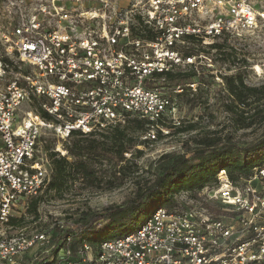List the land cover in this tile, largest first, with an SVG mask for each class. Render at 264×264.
Wrapping results in <instances>:
<instances>
[{
	"label": "built area",
	"instance_id": "1",
	"mask_svg": "<svg viewBox=\"0 0 264 264\" xmlns=\"http://www.w3.org/2000/svg\"><path fill=\"white\" fill-rule=\"evenodd\" d=\"M4 1L17 18L2 36L5 55L30 68L0 87V264H19L49 242L34 232L6 235L16 205L41 195L50 180L47 159L37 157L43 131L65 143L74 132L105 133L136 117L147 122L140 140L155 142L181 124L178 96L197 90L167 77L198 74L196 57L178 47L253 35L264 28V0H133L125 9L110 0ZM11 65L0 58V80ZM24 103L33 107L22 111ZM254 183L264 184V168L235 184L219 171L198 195L220 205L222 216L158 208L135 231L95 248L56 249L54 264H254L264 258V193Z\"/></svg>",
	"mask_w": 264,
	"mask_h": 264
},
{
	"label": "trees",
	"instance_id": "2",
	"mask_svg": "<svg viewBox=\"0 0 264 264\" xmlns=\"http://www.w3.org/2000/svg\"><path fill=\"white\" fill-rule=\"evenodd\" d=\"M225 41L226 39L222 43H212L205 51L199 52L209 55V52L213 51L219 57L218 62L227 67L232 66L229 61L231 56L224 52ZM194 53L197 52L192 49L185 54L191 56ZM3 62L9 63L7 59H3ZM242 74L238 70L234 75H222L220 78L226 93L225 112L238 129H248L253 124L249 117L262 116L264 119V84L257 87L248 86ZM196 76V72L167 75L170 81L177 83L194 79ZM189 92L184 91L178 98ZM190 94L192 97L195 95ZM40 114L47 117L43 113ZM146 129L145 120L129 117L123 125L110 128L105 133L88 136L78 132L72 133L68 142L63 145L66 156H60L51 146L46 145L44 151L50 168V180L41 195L30 199L26 208L27 215L31 220H36L40 204L63 202L85 191L111 192L125 182L134 180L133 176L138 171L125 154L132 156L130 152L134 143H144L140 137ZM198 146L192 151H187L188 153L169 159L151 183L145 182L137 187L120 205L82 212L64 231H60L63 226L54 228L53 259L48 263H55L58 254H55V251L58 248L59 252L68 248L75 253L84 244L95 248L106 241L103 239L107 234L113 235L114 237L110 238L113 239L135 231L156 209L174 210L178 206L175 195L181 192H186L191 199L198 200L199 191L214 184L219 171H225L229 181L235 184L240 179L252 176L256 169L264 167V134L245 145L209 140L199 143ZM141 154V151L135 152L137 157ZM204 207L222 214L207 205ZM142 216L144 219L139 223ZM20 221L21 219L12 217L10 225L19 227ZM135 223H139L136 228H125ZM69 237L72 242L67 246Z\"/></svg>",
	"mask_w": 264,
	"mask_h": 264
},
{
	"label": "rangeland",
	"instance_id": "3",
	"mask_svg": "<svg viewBox=\"0 0 264 264\" xmlns=\"http://www.w3.org/2000/svg\"><path fill=\"white\" fill-rule=\"evenodd\" d=\"M117 8H129L133 0H110ZM61 2H70L62 0ZM89 0H80L79 4L86 6ZM36 0H23L26 7L37 5ZM92 3V2H91ZM71 4V3H70ZM99 4V3H98ZM17 18L14 13L8 14L5 8V1L0 0V58L8 57L12 62L11 66L5 69V75L0 80V87L7 85L16 73H27L30 68L15 62V59L6 56L2 45V36L8 34L12 26L15 25ZM223 41V40H222ZM218 41L217 43H222ZM188 47V49H187ZM207 48L193 43L192 46L183 44L178 47L180 52L185 53L193 49L196 57L194 66L199 72L194 79L188 80L189 83H196L197 90L192 97L191 92L184 97L178 98L180 104L179 117L181 124L177 127L168 126V134L158 133L155 142L134 143L131 155L128 159L136 166L137 173L133 176L132 181L125 182L120 188L111 192L94 193L85 191L75 198H70L63 202H46L40 204L37 210L36 220L27 215L26 206L30 202L27 198L20 201L13 210V218L21 219L20 226H11L6 231L7 236H12L20 231L26 233L34 232L45 234L49 241L48 245H40L26 251L18 257L19 264H51L48 263L53 259V238L54 228L63 226L64 231L70 223H74L82 212L98 211L111 205H120L125 199L130 197L137 187L142 186L145 182L151 183L160 173L163 165L177 156H181L187 151L196 149L199 143L203 141H230L238 145H245L259 139L264 134V119L262 116H251L252 126L248 129H238L232 122L230 116L225 112V91L221 75H234L240 70L243 74L245 83L248 86L257 87L264 84V28L257 30L253 35L241 39H232L225 41L224 52L228 53L232 66L222 65L218 62L219 57L211 51L206 55L199 51H205ZM20 67V68H19ZM230 69V71H227ZM180 82L179 84H185ZM187 91V89L185 90ZM193 94V93H192ZM33 107L30 103H24L21 106L22 111ZM191 127H193L191 129ZM137 136V134H135ZM68 142V141H67ZM51 146L56 152H66L63 149L64 143L61 142L52 132L43 131L41 141L38 145L37 157L45 162L46 153L44 147ZM136 151H141V156H135ZM169 157V158H166ZM264 168V167H263ZM242 186V183H238ZM254 188L260 193H264V184L254 183ZM178 202L177 207L201 208L205 209L213 216H222L225 212L220 205L215 203H205L200 197L198 200L191 199L186 192L175 195ZM193 203V204H192ZM210 207L222 214H217L204 207ZM144 219L142 216L139 223ZM128 225L125 228L131 229ZM259 223L264 224V212L261 214ZM234 224V223H232ZM122 234V233H121ZM114 237L106 235L103 240ZM243 238V237H242ZM247 236H244L246 239ZM54 246V245H53ZM56 254V252H55ZM254 264H264V258Z\"/></svg>",
	"mask_w": 264,
	"mask_h": 264
}]
</instances>
